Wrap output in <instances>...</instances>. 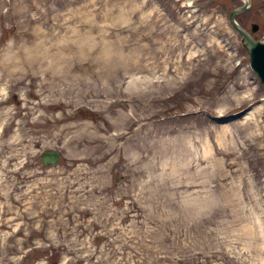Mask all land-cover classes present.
Listing matches in <instances>:
<instances>
[{"label":"rangeland","instance_id":"374dc122","mask_svg":"<svg viewBox=\"0 0 264 264\" xmlns=\"http://www.w3.org/2000/svg\"><path fill=\"white\" fill-rule=\"evenodd\" d=\"M244 1L0 0V264H264Z\"/></svg>","mask_w":264,"mask_h":264},{"label":"water","instance_id":"95a60500","mask_svg":"<svg viewBox=\"0 0 264 264\" xmlns=\"http://www.w3.org/2000/svg\"><path fill=\"white\" fill-rule=\"evenodd\" d=\"M250 6L251 1L248 0L244 1L238 8L233 9L229 13V22L242 37V44L248 52L250 68L257 74L259 81L264 84V41L252 36V33L257 31L258 25L252 23L250 31H247L237 23L235 18L238 13L249 9ZM58 158L59 152L54 150H45L41 154V161L45 166L55 165Z\"/></svg>","mask_w":264,"mask_h":264},{"label":"flooded vegetation","instance_id":"af4514ba","mask_svg":"<svg viewBox=\"0 0 264 264\" xmlns=\"http://www.w3.org/2000/svg\"><path fill=\"white\" fill-rule=\"evenodd\" d=\"M3 134H4V133H3V131H2L1 136H3ZM0 145L3 146L2 148H5L3 144H0ZM39 159H40V162H41V153H40V155H39Z\"/></svg>","mask_w":264,"mask_h":264},{"label":"bare ground","instance_id":"6f19581e","mask_svg":"<svg viewBox=\"0 0 264 264\" xmlns=\"http://www.w3.org/2000/svg\"><path fill=\"white\" fill-rule=\"evenodd\" d=\"M51 78V77H50ZM52 78H54V76H52ZM51 80V79H50ZM52 81V80H51ZM11 153L13 152V150L11 149V151H10ZM1 194V193H0Z\"/></svg>","mask_w":264,"mask_h":264}]
</instances>
